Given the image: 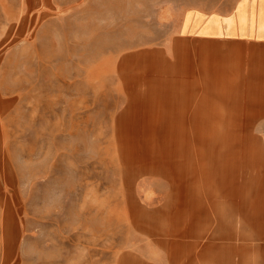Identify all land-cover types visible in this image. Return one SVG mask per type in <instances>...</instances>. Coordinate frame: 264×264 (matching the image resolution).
I'll return each instance as SVG.
<instances>
[{"label":"rangeland","instance_id":"rangeland-1","mask_svg":"<svg viewBox=\"0 0 264 264\" xmlns=\"http://www.w3.org/2000/svg\"><path fill=\"white\" fill-rule=\"evenodd\" d=\"M240 1L0 0V264H167L148 231L174 220L161 211L172 191L151 202L144 182L178 177L159 158L127 166L122 140L175 133L190 187L202 149L261 148L252 127L147 124L142 101L167 69L194 70L185 31L203 15L237 5L242 26L264 20V0Z\"/></svg>","mask_w":264,"mask_h":264},{"label":"crops","instance_id":"crops-1","mask_svg":"<svg viewBox=\"0 0 264 264\" xmlns=\"http://www.w3.org/2000/svg\"><path fill=\"white\" fill-rule=\"evenodd\" d=\"M236 8L225 18L203 15L187 29L194 70L170 66L168 81L142 100L149 104L145 115L158 120L147 124L237 126L242 137V127H252L262 137L261 148L245 137L239 152L202 149V160L194 157V187L182 183L180 171L178 181L144 182L151 202L172 191L161 211L174 222L147 230L167 264H264V20L242 26ZM215 20L222 33L205 30Z\"/></svg>","mask_w":264,"mask_h":264},{"label":"bare ground","instance_id":"bare-ground-1","mask_svg":"<svg viewBox=\"0 0 264 264\" xmlns=\"http://www.w3.org/2000/svg\"><path fill=\"white\" fill-rule=\"evenodd\" d=\"M216 128L217 129L215 130L218 131L220 127H216ZM135 134H138V130L135 131ZM176 137L177 136L175 135V133H171L170 136L171 139L164 142L159 141L158 138L141 136V134L136 135V137L134 138H124L122 140L124 141L122 148L125 151V153L123 154H125L124 158L126 165L131 166V168L134 167L144 168V167H148L147 166L148 164L146 163V161H144L147 157L159 158V162L156 163L158 165L155 166L157 171H169L174 175V177L178 176L179 175L178 172L181 171L180 163L177 158H173L175 157L174 155L176 154V152L179 151L178 143H180V141ZM181 141L182 143L185 144V147L188 148V151L191 152L190 149L191 144L187 145L183 138H181ZM140 149L142 152H140ZM132 151L137 154L134 155ZM134 163H137V166H134L135 165ZM151 167L153 166L149 164V168Z\"/></svg>","mask_w":264,"mask_h":264}]
</instances>
